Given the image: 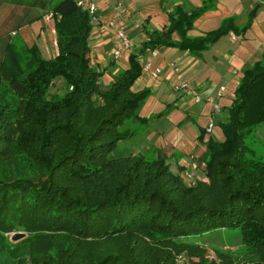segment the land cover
<instances>
[{"label":"trees","instance_id":"trees-1","mask_svg":"<svg viewBox=\"0 0 264 264\" xmlns=\"http://www.w3.org/2000/svg\"><path fill=\"white\" fill-rule=\"evenodd\" d=\"M10 2L26 6L15 25L52 12L57 50L45 56L36 43L17 41V49L9 40L0 54V264H178L179 256V264H264V159L246 140L264 121V49L235 87L219 123L223 139L205 141L206 178L187 182L163 156L109 153L134 135L121 127L126 119L147 120L137 110L150 88H132L147 50L176 46L199 56L236 29L224 17L214 30L186 33L216 0L176 4L168 25L146 29L148 39L107 84L90 61L86 10L74 0ZM57 79L65 89L50 94ZM225 227L239 228L238 261L227 250L209 258L189 238ZM18 230L25 236L12 240Z\"/></svg>","mask_w":264,"mask_h":264},{"label":"crops","instance_id":"crops-1","mask_svg":"<svg viewBox=\"0 0 264 264\" xmlns=\"http://www.w3.org/2000/svg\"><path fill=\"white\" fill-rule=\"evenodd\" d=\"M0 4V54L4 45L14 41L21 32L19 42L27 45L36 43L45 56H53L57 50L53 18L42 16L43 23L36 20L21 25L13 24L19 16L20 7L10 0H2ZM98 9L97 14L101 22L114 19L125 25L126 32L133 42V48L125 51L119 58L114 59L110 49L118 41L114 30L105 27L99 31L97 24H92L89 37L90 61L103 71L100 77L102 84H107L119 69L128 66V55L139 49L148 39L146 29H162L169 23L168 11L176 4L187 7H199L203 0H93ZM257 6L249 26L242 30L252 9ZM123 9L120 12V9ZM32 11V10H31ZM36 11V10H35ZM16 19H15V17ZM224 17H232L236 29H230L218 40L210 44L201 55L190 54L176 46L157 48L155 55L147 50L141 56V62L150 60V68L161 67V73L154 78L149 70L142 71L132 84L134 90L144 87L150 88V94L137 110L138 117L147 118L146 121L131 118L135 132L143 128L142 146H137L134 153L143 150H154V156H163L170 164V168L182 176L185 169L198 177L205 179L204 157L207 150L205 141L209 136L223 139L220 122L227 115V107L234 98V90L242 76L243 70L261 58L264 49V0H216L215 4L204 10L187 30L190 36L201 35L216 29ZM15 25V26H13ZM28 25V26H27ZM51 31L52 40L48 38ZM230 32L234 33L232 38ZM47 34V35H46ZM50 35V33H49ZM171 37L180 40L178 31H173ZM173 62L174 66L170 65ZM57 79L56 81H58ZM188 82L201 95V101L195 102L190 93L176 89L175 83ZM220 85L225 89L218 97L221 105L219 112L212 109L206 98L215 96ZM214 119L211 132L202 134L208 120ZM145 155V154H144ZM193 163L197 164L193 167Z\"/></svg>","mask_w":264,"mask_h":264},{"label":"rangeland","instance_id":"rangeland-1","mask_svg":"<svg viewBox=\"0 0 264 264\" xmlns=\"http://www.w3.org/2000/svg\"><path fill=\"white\" fill-rule=\"evenodd\" d=\"M22 4H23V2L19 6L20 10L23 8H26V6H24ZM32 13H34V14L37 13L35 11V8H32ZM35 20H36L35 23L32 25H29V26L27 25L28 26L27 28H31V27H33V25H36V24L40 25L44 22L42 17H39ZM15 21L16 20H14L12 22H15ZM48 32L50 33V35L48 33V38L51 41L52 38H50V36L52 37L53 34H51L50 30H48ZM20 35H21V32H19L15 36L13 44H15V45L17 44V38H20ZM16 46L18 49V48H20L21 45H16ZM44 54L46 55V53H44ZM64 89H65V86L62 83V81L59 79L58 81H56L53 84L52 87H50L49 93L52 94L55 92V93L62 94ZM127 126L133 128L131 118L126 119L125 124L122 125L121 127L123 128V127H127ZM142 130H143V128H140V130L137 131V133L135 132L134 135L128 139L119 140L116 147L109 153V156L110 157H116V156L128 154L130 152L134 153V151L137 150L136 149L137 146H139V147L142 146V142H141L142 135H143V134H141ZM246 140L249 143V145L254 148L256 156L259 155L261 158L264 159V121H262L256 125L255 129L251 133H249ZM132 148L134 149V151H132ZM143 152L147 158H152L154 156L153 155L154 150L153 151L152 150H143ZM183 177L187 182H193L194 180H196L198 178L194 174L192 176V174L189 170H188V174L183 175ZM18 231L24 232L23 230H18ZM18 231H14V232H18ZM25 234L26 233L24 232L23 236H25ZM9 235H11L10 238L12 239V233H10ZM23 236H21L17 239H12V240H18V239L22 238ZM189 238L192 241H195V242L201 244L202 246H204L206 248L207 255L209 258L216 257V252H218L220 250H227V251H230L234 255V257L236 258V260L238 261L241 258L242 251L244 250V244H243V241L241 239L239 228H237V227H234V228H230V227L217 228V229L207 231V232L200 234V235L190 236ZM185 260H186V257L179 256L178 264L182 263Z\"/></svg>","mask_w":264,"mask_h":264},{"label":"built area","instance_id":"built-area-1","mask_svg":"<svg viewBox=\"0 0 264 264\" xmlns=\"http://www.w3.org/2000/svg\"><path fill=\"white\" fill-rule=\"evenodd\" d=\"M78 6H80L82 9L86 10L89 14L90 17V22L92 24H97V27L99 31H104L105 27H110L114 30V33L117 38V45H114L110 49V53L114 59L119 58L125 51H128L133 48V42L131 38L128 36V33L126 32L125 25L122 23H117L116 20L114 19H108L105 20L104 22H101V18L97 14V5L95 1L93 0H74ZM123 9H120V12H122ZM46 19H50L52 17V12L49 11L48 13L45 14ZM232 38H235L234 33L230 32ZM158 52L157 48L151 49L150 54L155 55ZM170 65L174 66V63L171 62ZM150 60H144L142 61V71H147L149 70V73L151 74L152 77L156 78L160 75L161 73V67H155L153 69L150 68ZM174 87L176 89H182L186 93H190L193 96V100L195 102L201 101L202 97L196 90V88L191 85L190 83L184 81V82H179L175 83ZM225 89L224 85H220L219 88L216 91L215 96H209L206 98V100L211 103L212 109L214 111L219 112L221 110V105L218 102V97L222 94L223 90ZM214 126V119L210 117L208 120L205 130L206 132H211ZM193 167H196L197 164L193 163ZM184 175L188 174V170L185 169L183 171Z\"/></svg>","mask_w":264,"mask_h":264},{"label":"water","instance_id":"water-1","mask_svg":"<svg viewBox=\"0 0 264 264\" xmlns=\"http://www.w3.org/2000/svg\"><path fill=\"white\" fill-rule=\"evenodd\" d=\"M23 234H24V232H22V231L14 232V233H12V239H17V238L23 236Z\"/></svg>","mask_w":264,"mask_h":264}]
</instances>
